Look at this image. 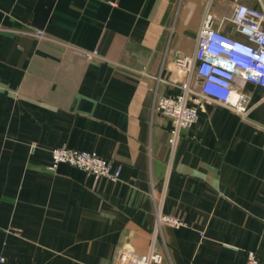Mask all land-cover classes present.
Returning <instances> with one entry per match:
<instances>
[{"label":"crops","instance_id":"obj_1","mask_svg":"<svg viewBox=\"0 0 264 264\" xmlns=\"http://www.w3.org/2000/svg\"><path fill=\"white\" fill-rule=\"evenodd\" d=\"M231 4L0 0L1 264H112L121 251L245 264L249 250L264 263V88L236 80L245 117L201 102L174 148L153 109L179 93L175 59L192 55L205 12L218 24ZM38 29L44 38L26 33ZM54 147L94 152L121 166L119 179L49 170ZM159 209L184 224L156 229Z\"/></svg>","mask_w":264,"mask_h":264},{"label":"built area","instance_id":"obj_2","mask_svg":"<svg viewBox=\"0 0 264 264\" xmlns=\"http://www.w3.org/2000/svg\"><path fill=\"white\" fill-rule=\"evenodd\" d=\"M259 7L254 8L231 0L232 4L216 24L208 10L205 12L195 39L191 56L178 54L176 65L185 72L186 79L180 84V91L174 95H162L154 100L153 109L171 121L168 143L172 148L177 143L182 130L189 128L199 117L198 106L210 100L233 110L245 117L250 110V95L236 85L237 79L264 88V0H257ZM225 22L234 32L245 36L240 41L224 33L220 25ZM27 34L44 38L42 30L26 31ZM85 57L97 56V51H84ZM49 170L58 164L67 163L92 174L95 178L118 180L121 166L115 165L94 152L65 147L51 149ZM162 224L178 227L184 224L175 215L156 212V229ZM0 257V264L3 263ZM157 253L136 256L121 251L116 254L112 264H150L160 262ZM245 264H264L254 251H247Z\"/></svg>","mask_w":264,"mask_h":264}]
</instances>
